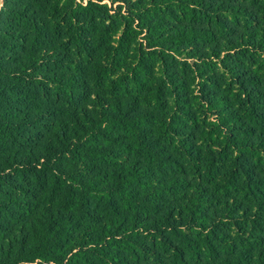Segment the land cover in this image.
Returning <instances> with one entry per match:
<instances>
[{"label": "trees", "instance_id": "16d2710c", "mask_svg": "<svg viewBox=\"0 0 264 264\" xmlns=\"http://www.w3.org/2000/svg\"><path fill=\"white\" fill-rule=\"evenodd\" d=\"M0 264H264V0H4Z\"/></svg>", "mask_w": 264, "mask_h": 264}, {"label": "water", "instance_id": "95a60500", "mask_svg": "<svg viewBox=\"0 0 264 264\" xmlns=\"http://www.w3.org/2000/svg\"><path fill=\"white\" fill-rule=\"evenodd\" d=\"M3 1L4 0H0V9H1L2 5H3Z\"/></svg>", "mask_w": 264, "mask_h": 264}, {"label": "rangeland", "instance_id": "374dc122", "mask_svg": "<svg viewBox=\"0 0 264 264\" xmlns=\"http://www.w3.org/2000/svg\"><path fill=\"white\" fill-rule=\"evenodd\" d=\"M139 38H141V36Z\"/></svg>", "mask_w": 264, "mask_h": 264}]
</instances>
